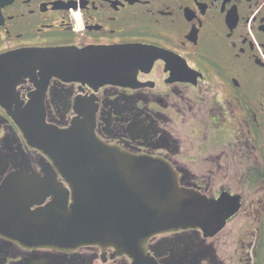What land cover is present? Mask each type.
<instances>
[{
  "label": "flooded vegetation",
  "instance_id": "af4514ba",
  "mask_svg": "<svg viewBox=\"0 0 264 264\" xmlns=\"http://www.w3.org/2000/svg\"><path fill=\"white\" fill-rule=\"evenodd\" d=\"M123 45L144 68L115 81L51 77L46 121L91 120L103 143L168 162L180 187L236 212L213 233L153 234L136 260L113 246L26 247L0 234V264H264V0H0V56ZM39 82L2 88L0 188L17 172L45 175L47 158L14 120Z\"/></svg>",
  "mask_w": 264,
  "mask_h": 264
},
{
  "label": "water",
  "instance_id": "95a60500",
  "mask_svg": "<svg viewBox=\"0 0 264 264\" xmlns=\"http://www.w3.org/2000/svg\"><path fill=\"white\" fill-rule=\"evenodd\" d=\"M144 68L135 46L35 48L0 56L2 88L40 77V91L16 109L27 143L48 160L44 176L17 172L0 188V234L26 247L113 246L135 260L154 233L186 227L218 231L236 210L182 188L166 161L133 155L96 136L91 120L49 124L48 80L115 81ZM59 176L61 179H59ZM50 198L48 201L47 199Z\"/></svg>",
  "mask_w": 264,
  "mask_h": 264
}]
</instances>
